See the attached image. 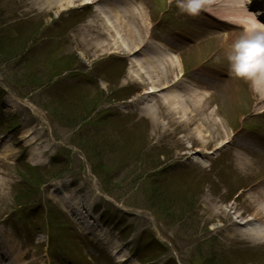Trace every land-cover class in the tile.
<instances>
[{"label":"rangeland","instance_id":"obj_1","mask_svg":"<svg viewBox=\"0 0 264 264\" xmlns=\"http://www.w3.org/2000/svg\"><path fill=\"white\" fill-rule=\"evenodd\" d=\"M155 1L146 2L152 18L147 15V9L146 17L136 16L131 23L130 20L127 21L134 29L137 42L141 37L145 39L149 35L150 27L157 18ZM164 1L167 2L166 8H169L165 14L169 15L162 20L170 16L171 19L166 21L175 25L179 32L194 28L192 21L176 14L177 0ZM216 1H220V4L224 2L205 0L203 9L211 11V5ZM79 4L59 12L57 9H43L39 0H0V89H3L0 91L4 93L0 96V233L10 235L9 239L19 247V255L22 256V261L19 262L21 264L50 262L51 251L46 248L48 240H51L49 236L51 229L54 240L58 242L62 239L64 245H70L71 250L80 256L81 245L77 243L72 233L65 231V235L61 234L59 226L52 228V224H48L49 221H54L55 224L63 225L65 219H61L57 211L55 213L49 209H62V200L53 196L52 185L40 189L41 182L49 178L51 170H55L50 158L61 154L59 162L62 170L71 173L60 183L69 201L73 202L71 197L81 201L85 207L81 209L85 213L89 212V204L100 209H107L110 204L115 205L114 210L110 211L111 215L108 214L110 219L106 222L107 225L104 226L105 222L98 224L103 228L102 238L109 239L110 243L114 242L115 250L125 246L127 249H133L143 231L148 232L151 229V234L165 246L164 254L158 256L162 257L161 260L174 255L180 264H227L229 259L233 264H264V256L252 260L239 256L237 258V254L234 256L235 253L228 250L229 246L240 245L230 244L232 240L225 231L228 218L215 215L218 214L216 211L218 207L223 211L233 204L229 202L232 199L230 191L235 186L233 183L244 184L252 192L256 189L255 186L264 188V162L251 161L256 166L244 164L241 169H236L235 149L232 143L242 142L240 140L244 133L260 124L255 114L264 107L263 90L257 87L256 83L234 75L235 81L226 84V89L221 92L220 97L215 102L211 101L210 110L219 108L220 114H216L215 120H221L223 123L222 126H217L219 127L217 131L213 130L212 136L215 139L213 138L212 143L205 147L208 150L216 147V156L225 153L218 159V163L214 159L209 160L216 156L210 155L209 159L199 157L205 166H213L210 172L206 171L208 168L189 170L192 175L194 172V177L199 180L197 184L200 186L195 190L182 191L187 180L181 179L172 185L170 181L165 180L162 182L164 194L158 197L159 200H152L153 188L149 181H144L145 174L152 164L149 162L150 156L154 155L151 154H155L157 149L162 152L163 155L154 161V167L161 170L160 168H164L169 161L186 152V145L198 147L195 140L187 141V135L195 125L157 119L159 102L154 97H147L152 108L147 114L149 116L145 118L140 109L135 110V107L142 106L141 97H144L142 92L146 91L137 85L138 88L134 87L135 94L130 97L133 98V103H130V106L125 104V95H117L116 90L125 88L127 83L133 82L128 73L130 61L125 58L122 50L119 54H110L115 52L114 48H111L109 53L92 54L89 48L93 44L84 42L82 37L78 39L74 36L80 29L90 33L98 29L85 26L91 19L95 20L91 5ZM214 12L217 13L215 10ZM25 21L39 25L38 29L36 25H29L24 23ZM157 30H159L157 33L162 35L161 27ZM163 36L166 38V35ZM211 37L215 39L216 44H221L216 52L219 55L217 58L211 59L215 47L213 44L211 48L205 46L191 48L177 57L179 68L184 69L187 74H192L197 68L189 72L188 69L205 65L207 68H200L208 72H210L208 68L211 70L219 68L227 70L226 74H230L227 60L229 49H224V45L231 47L232 42L238 37L234 40L226 36L220 39L217 34ZM228 41H232L231 44H228ZM52 49L56 53L54 56L49 53ZM66 56L72 59L69 71L73 73L59 75L63 69H59L60 59ZM174 78L175 72L168 80L157 86L159 91L172 83ZM6 99L8 102H5ZM152 99L153 102H150ZM117 112L120 114L114 116ZM10 116L13 117L8 121ZM207 116L203 115L205 119ZM260 120V126H264V117ZM90 122L97 124L92 131L101 132L102 135L99 134L101 138H93V134L91 138L84 134L82 136L87 138L77 139L76 136L81 135L82 128ZM245 123L246 128H243ZM204 128H207L208 135L211 134V124H205ZM218 134L223 137H218ZM83 145L92 153L90 154L92 162L87 160L88 155L85 149L83 150ZM222 145L225 146L222 148ZM218 147L220 148L217 150ZM25 157L37 177L29 175L25 180L22 177L21 172L23 173L26 167H20L25 166L24 164L15 163L19 158ZM93 165H98V168L94 169ZM100 165L107 168L113 165L116 168L104 171ZM191 180L189 177L188 182L191 183ZM262 188L253 194L264 192ZM38 203L41 212L37 214L33 207L26 208ZM237 204L239 211L248 210L249 201L246 196ZM20 205L24 207L18 212L20 214L16 219L18 223L21 220L23 222L20 225L16 222V226L20 229L22 237L30 234L36 237L34 245L27 244L23 239L20 245L15 234L9 228L1 226L5 224L7 214H11L14 209L21 207ZM123 210L131 214L123 217ZM222 214L226 216L223 212ZM119 220L132 229L124 232L118 228ZM87 222L93 227L95 219L90 218ZM221 225L224 232L211 231L212 228ZM100 235L102 236L101 232ZM89 236L95 244L93 247L89 245L90 253L94 256H98L99 253L100 264H111L107 263L106 253L100 249L108 248L109 245L100 243L99 238L94 235ZM127 242L129 247L124 245ZM57 244L62 246L59 242ZM249 247L246 245L242 248H245L246 252L253 250ZM198 249L204 254L199 263L193 257ZM63 258H67V261L69 259L66 256Z\"/></svg>","mask_w":264,"mask_h":264},{"label":"bare ground","instance_id":"obj_2","mask_svg":"<svg viewBox=\"0 0 264 264\" xmlns=\"http://www.w3.org/2000/svg\"><path fill=\"white\" fill-rule=\"evenodd\" d=\"M39 3L42 4L45 10L57 9L59 12L67 8L76 7L79 3V6L86 5V3L90 4L95 20L91 19L85 26L98 29L91 33L80 29L74 36L78 39L82 37L84 42H91L93 46L89 50L92 54L109 53L111 48H114L115 52H110V54H119L121 50L124 51L125 58L130 61L133 75L138 80H142L144 88L150 87L148 94L143 95L145 97L143 109L150 111L152 108L149 104H146L147 97L153 98L160 95L156 99L164 108L160 107L157 111V119L161 118L195 125V128L187 135V141L195 140L194 142L203 147H208L212 143L214 138L212 136L213 130L216 129L217 131V128H219L217 126H222L223 122L215 120L216 112L210 110V104L205 94L182 79H174L169 87L164 86L162 91H159L157 86H160L164 80H168V77L177 70L178 64L174 58L171 59L173 57L170 53L171 48L168 49L155 41L147 44V37L145 39L141 37L138 42L136 41L134 29L128 25L127 21L130 20L131 23L137 13H134L132 9H128L126 0H39ZM243 4V0H229L226 5L230 6L231 14L226 13V16H236L240 21L244 22L247 29L258 25L261 26L244 9ZM256 86L263 90L264 93V81L256 82ZM158 92L161 93L158 94ZM150 93L152 94L149 95ZM150 102H153V99ZM159 111H162V113L168 111V113L161 114ZM204 114L208 115L206 119L203 117ZM199 120L201 123H198ZM207 123L211 124L212 127L209 135L207 134V128H204ZM218 137H223V135L218 134ZM230 208L236 209L233 206ZM246 212H249L252 218L241 221L239 219L241 216L237 215L235 220L227 226L229 238L237 240L240 237H245L255 246L264 245V192H259L257 195L249 197L248 210ZM228 216L229 213H227ZM4 241L8 243L6 248H1L0 246V254L2 255H0V264H10L13 255L17 254L18 251L8 239ZM18 263L20 264L19 261Z\"/></svg>","mask_w":264,"mask_h":264},{"label":"clouds","instance_id":"obj_3","mask_svg":"<svg viewBox=\"0 0 264 264\" xmlns=\"http://www.w3.org/2000/svg\"><path fill=\"white\" fill-rule=\"evenodd\" d=\"M181 11L196 16L204 8L205 0H177ZM230 74L250 80L264 81V26L246 29L231 45L227 55Z\"/></svg>","mask_w":264,"mask_h":264},{"label":"trees","instance_id":"obj_4","mask_svg":"<svg viewBox=\"0 0 264 264\" xmlns=\"http://www.w3.org/2000/svg\"><path fill=\"white\" fill-rule=\"evenodd\" d=\"M100 167L104 168L103 165H100ZM21 175H22V177L24 178V180H25V179H28L29 175H35V176H36L35 172L32 171V169H30V168H26V171H23V173L21 172ZM36 177H37V176H36ZM34 179H35L38 183H40V181H39L37 178L34 177ZM154 187H155V189H154V194H155V193H158V191H157L158 187H156V186H154Z\"/></svg>","mask_w":264,"mask_h":264}]
</instances>
